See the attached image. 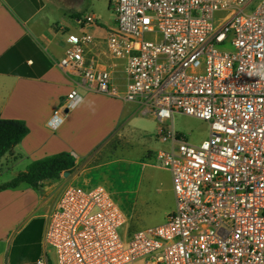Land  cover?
<instances>
[{"label": "built area", "instance_id": "obj_1", "mask_svg": "<svg viewBox=\"0 0 264 264\" xmlns=\"http://www.w3.org/2000/svg\"><path fill=\"white\" fill-rule=\"evenodd\" d=\"M254 1L113 0V66L89 56L92 35L69 36L59 66L75 81L62 109L84 90L136 103L161 126L171 121L158 134L170 147L155 161L171 173L176 208L125 247L119 229L128 216L107 188L70 185L48 215L54 264H264V0L253 9ZM97 22L92 13L79 19ZM176 114L206 122L208 137H179ZM36 264H51L48 254Z\"/></svg>", "mask_w": 264, "mask_h": 264}, {"label": "crops", "instance_id": "obj_2", "mask_svg": "<svg viewBox=\"0 0 264 264\" xmlns=\"http://www.w3.org/2000/svg\"><path fill=\"white\" fill-rule=\"evenodd\" d=\"M85 1L0 0V119L23 120L29 128L0 164L17 168L21 163L25 171L32 162L61 152L76 159V171L70 177L64 173L58 180L45 181L41 191L26 185L0 189V264H27L33 254L36 263L44 253L54 264V253L44 244L48 215L58 207L65 189L78 184L84 173L81 162L96 153L101 140L124 133L125 126L118 128L122 120L132 123L146 117L156 121L136 103L84 90L75 107L62 109L75 81L59 66L71 47L69 36L92 35L95 42L89 56L101 66L114 65L107 50L108 33L116 27L113 0L105 13H92L98 18L96 25L79 23ZM114 78L123 90L122 67L114 70ZM58 109L61 121L55 128L51 121ZM158 140L157 146L164 143ZM156 153L147 150L144 157L155 160ZM18 173L17 168L14 175Z\"/></svg>", "mask_w": 264, "mask_h": 264}, {"label": "rangeland", "instance_id": "obj_3", "mask_svg": "<svg viewBox=\"0 0 264 264\" xmlns=\"http://www.w3.org/2000/svg\"><path fill=\"white\" fill-rule=\"evenodd\" d=\"M111 1L86 0L82 16L105 13L110 9ZM259 1L261 0H255L251 8L254 9ZM147 39L152 40L154 36L147 35ZM128 122L122 120L118 125L121 129L125 126L123 134L116 133L108 140H101L102 144L99 143L96 153L81 162L84 173L76 184L84 189L103 185L111 193L128 216V222L119 229L125 247H128L133 232L164 223L168 214L176 208L171 173L157 166L155 160L144 157L147 150L156 153L160 148L170 147L168 143L158 146L156 143L159 141L158 131L171 127V121L164 126L146 117L139 122ZM174 128L179 137H184L193 144L201 143L209 134L206 122L184 114L175 115ZM17 168L18 172L24 169L21 163ZM17 168L0 164V183L13 179ZM75 171L76 168L72 172ZM70 173L66 177H70ZM137 184L139 195L136 193ZM35 261L34 254L30 255L27 264H36ZM136 264H144V260H139Z\"/></svg>", "mask_w": 264, "mask_h": 264}, {"label": "trees", "instance_id": "obj_4", "mask_svg": "<svg viewBox=\"0 0 264 264\" xmlns=\"http://www.w3.org/2000/svg\"><path fill=\"white\" fill-rule=\"evenodd\" d=\"M26 122L18 119H0V160L20 144L28 135ZM76 166L75 157L61 152L32 162L25 171L19 172L0 189H15L23 185L41 191L45 181L58 180L64 173H70Z\"/></svg>", "mask_w": 264, "mask_h": 264}]
</instances>
